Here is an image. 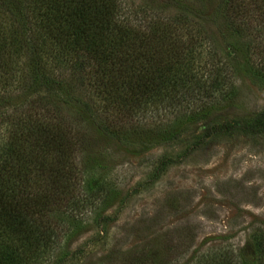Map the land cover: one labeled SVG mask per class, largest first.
<instances>
[{"label":"rangeland","instance_id":"374dc122","mask_svg":"<svg viewBox=\"0 0 264 264\" xmlns=\"http://www.w3.org/2000/svg\"><path fill=\"white\" fill-rule=\"evenodd\" d=\"M125 1L129 11H135L132 20L169 32L171 44L163 47L177 56L170 72L182 80L191 78L190 89L182 93L197 103L191 109L185 103L170 109L147 105L143 113L127 98V85L118 91L98 87L84 75L85 86L73 93L69 106L88 104L96 123L112 120L110 128L119 137L100 136L89 119L86 124L81 120L88 145L87 150H73L77 166L86 171L79 191L92 179L107 180L116 191L101 212L100 226L94 206H85V231L67 246L63 242L66 252L80 253L64 264H129L137 253L149 251L159 264H264L257 248L264 235V133L216 137L199 148L194 145L206 128L232 120L250 122L264 112V60L257 55L264 53V24L253 13V19H245L252 33L225 39L213 2L199 8L203 0H182L195 6L182 12L168 0ZM2 9L0 43L7 40L9 46L0 61L1 155L8 144L29 142L35 124L52 130L60 125L66 133L81 127L71 107L61 103L67 96L53 98L41 89H28L27 51ZM254 26L260 28L257 33ZM53 53L44 55L47 74L70 79L72 57ZM203 104L210 112L206 120L191 121L192 112ZM176 131L180 135L174 140ZM35 150L30 152L50 158ZM30 177L37 179L34 173ZM33 264H58L57 255Z\"/></svg>","mask_w":264,"mask_h":264},{"label":"trees","instance_id":"16d2710c","mask_svg":"<svg viewBox=\"0 0 264 264\" xmlns=\"http://www.w3.org/2000/svg\"><path fill=\"white\" fill-rule=\"evenodd\" d=\"M168 1L169 6L182 12L195 9L193 2ZM201 2L199 8H203L206 2H213L218 7V22L225 39L243 38L252 33L249 29L251 25L245 19H253V13L257 14V21L264 24V0ZM0 6L15 25L13 32L22 38L23 48L27 51L31 69L29 90L35 89L36 92L41 89L51 97L67 96L61 103L69 106L72 105L73 93L85 86L84 75H87L91 82L99 84L98 87L118 91L120 86L127 85V98L143 113L147 105L170 109L171 106L181 107L184 103L187 107L197 103L191 100V95L182 93L183 89H190L191 78L182 80V76L170 72L177 56L163 47L171 44L169 32L157 24L148 26L145 21L132 20L135 11H129L125 0H0ZM180 17L183 20L187 16ZM259 29L254 26L253 31L257 33ZM8 46L7 40L0 43V61L2 58L4 61V51ZM53 51L72 57L70 79L61 78L60 74H47L44 55L46 52L54 55ZM257 55L264 60V53ZM261 74L264 75L263 72ZM163 92L170 94L163 95ZM80 104L79 107H68H71L74 119L77 118V124L81 126L75 131L73 128L66 133L60 125L52 130L38 123L39 126L35 124L37 127L29 136V142L1 148L0 264L40 263L50 259L53 253L57 255L58 264H64L67 258L80 253L79 249L66 252L64 245L67 246L85 231L83 217L87 204L94 206L95 219L98 226L101 225V212L112 202L116 188L107 180L97 182L92 179L84 182L83 191H79L78 186L86 171L82 172L77 166L73 150L79 146L87 150L88 135L81 120L83 124H92L100 136H119L110 128L112 120L107 119L104 125L97 124L88 104ZM205 108L206 104H203L200 110L192 109L190 120H206L210 112ZM263 133L264 112H261L250 122L232 120L206 128L194 145L199 148L203 142L216 137ZM179 135L176 131L171 137L176 140ZM30 149L48 153L50 158L33 154ZM33 173L36 181L30 177ZM104 220L108 218L104 217ZM263 237L261 235L257 240L262 256ZM150 254V251L137 253L129 264H159ZM218 264L249 263L222 260Z\"/></svg>","mask_w":264,"mask_h":264}]
</instances>
